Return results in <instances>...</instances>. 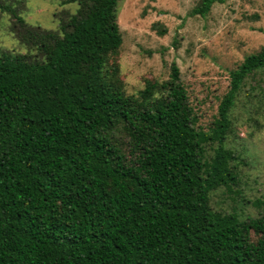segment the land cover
<instances>
[{
  "label": "trees",
  "instance_id": "16d2710c",
  "mask_svg": "<svg viewBox=\"0 0 264 264\" xmlns=\"http://www.w3.org/2000/svg\"><path fill=\"white\" fill-rule=\"evenodd\" d=\"M118 2L63 0L77 8L55 30L10 10L28 52L0 49V264H264V212L213 203L240 192L230 112L264 46L204 129L175 62L125 90Z\"/></svg>",
  "mask_w": 264,
  "mask_h": 264
},
{
  "label": "rangeland",
  "instance_id": "374dc122",
  "mask_svg": "<svg viewBox=\"0 0 264 264\" xmlns=\"http://www.w3.org/2000/svg\"><path fill=\"white\" fill-rule=\"evenodd\" d=\"M62 1L0 0V49L28 52L13 34L10 10L32 26L55 30L59 19L77 8ZM198 2L119 0V64L125 90L135 93L145 78L166 79L175 62L198 116L196 125L207 129L228 89L229 71L264 46V0H219L207 15H190ZM230 116L234 134L229 144L241 158L240 192L231 199V194L218 191L213 203L255 217L264 212V67L244 80Z\"/></svg>",
  "mask_w": 264,
  "mask_h": 264
}]
</instances>
